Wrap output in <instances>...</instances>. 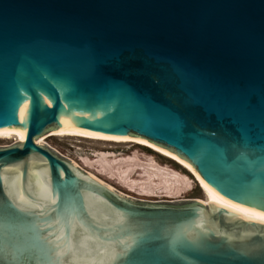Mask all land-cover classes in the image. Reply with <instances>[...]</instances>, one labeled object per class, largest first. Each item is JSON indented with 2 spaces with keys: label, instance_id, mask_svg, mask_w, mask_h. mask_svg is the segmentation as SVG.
Listing matches in <instances>:
<instances>
[{
  "label": "water",
  "instance_id": "95a60500",
  "mask_svg": "<svg viewBox=\"0 0 264 264\" xmlns=\"http://www.w3.org/2000/svg\"><path fill=\"white\" fill-rule=\"evenodd\" d=\"M4 127L0 264H264V0H0ZM49 130L149 139L218 208L124 196Z\"/></svg>",
  "mask_w": 264,
  "mask_h": 264
},
{
  "label": "rangeland",
  "instance_id": "374dc122",
  "mask_svg": "<svg viewBox=\"0 0 264 264\" xmlns=\"http://www.w3.org/2000/svg\"><path fill=\"white\" fill-rule=\"evenodd\" d=\"M53 131L44 134L45 145L124 196L139 201L172 203L205 198L193 172L145 144L91 135L52 134ZM19 141L16 137L0 138V147ZM175 172L187 175L191 187L177 191Z\"/></svg>",
  "mask_w": 264,
  "mask_h": 264
},
{
  "label": "bare ground",
  "instance_id": "6f19581e",
  "mask_svg": "<svg viewBox=\"0 0 264 264\" xmlns=\"http://www.w3.org/2000/svg\"><path fill=\"white\" fill-rule=\"evenodd\" d=\"M44 134L36 137L37 143L45 145L44 140H45L46 136ZM52 134L91 135V136L112 138V139H117V140H132L135 142L145 144V145L155 149L156 151L162 152L163 154L170 156L171 158L176 160L178 163L182 164L183 166L188 168L191 172H193V174L195 175L196 179L198 180L201 188L203 189V191L205 193V198L204 199L199 198V199H197V201L202 202L204 205H207V206L208 205H214L215 207L218 208L216 201L214 199V196L212 194L210 186L201 178V176L199 175V173L197 172L195 167L190 162H188L187 160L182 158L180 155H178L177 153H175L169 149H166V148L160 146L159 144L152 142L149 139H146V138H143L140 136H134V135H128V136L110 135V134H104V133L96 132V131H92V130H54ZM15 137L17 140L23 139L25 137V131L17 129V128H13V127L0 128V138H15ZM72 164L75 165V167H77L76 164H74L73 162H72ZM86 174H88V173H86ZM175 174L178 177L176 179V182H177L176 190L177 191L191 187V180L189 179V177L187 175H182V174L177 173V172H175ZM88 175L91 178L105 184L110 189L115 190L112 185L105 183V181L102 180L101 178H99L98 176H96L94 174L91 175V172H89Z\"/></svg>",
  "mask_w": 264,
  "mask_h": 264
},
{
  "label": "snow or ice",
  "instance_id": "6c2138e0",
  "mask_svg": "<svg viewBox=\"0 0 264 264\" xmlns=\"http://www.w3.org/2000/svg\"><path fill=\"white\" fill-rule=\"evenodd\" d=\"M25 115H31V116H33L35 118L36 113H35V110L34 109H29V108L26 107V109H25Z\"/></svg>",
  "mask_w": 264,
  "mask_h": 264
}]
</instances>
